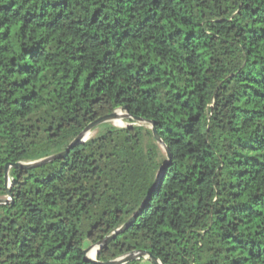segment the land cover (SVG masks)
Returning a JSON list of instances; mask_svg holds the SVG:
<instances>
[{"label":"trees","instance_id":"1","mask_svg":"<svg viewBox=\"0 0 264 264\" xmlns=\"http://www.w3.org/2000/svg\"><path fill=\"white\" fill-rule=\"evenodd\" d=\"M119 109L10 169L0 264H97L156 181L99 264H264V0H0L1 201Z\"/></svg>","mask_w":264,"mask_h":264},{"label":"water","instance_id":"2","mask_svg":"<svg viewBox=\"0 0 264 264\" xmlns=\"http://www.w3.org/2000/svg\"><path fill=\"white\" fill-rule=\"evenodd\" d=\"M119 110H122V109H119ZM122 111H125L126 114L125 115L123 114L122 116H120L118 114V110H116L113 113L108 114V115L103 116V117H100L96 121H94L93 123L89 124L84 129V131L69 145V147L65 151H63V152H61L59 154H56V155H53V156H50L48 158H44V159H41V160H38V161H35V162H29V163H22V162H20V163L14 164V165H7L6 166V186H7V192H8V196L9 197L5 201H1L0 200V204L1 203L7 204L12 199V196L10 194V188H11V186H10L9 177H8V174H9V171H10L11 168H16V169H34V168L40 167V166H42V165H44L46 163L52 162L54 160L65 158V157L68 156V154L70 153V151L72 149H74L75 147H77V146H79V145L84 144L85 142H87L92 137L91 136L90 138L87 139V136L89 134H91V133H94L99 126H101V125H103L105 123H112V124H114L116 121L126 120L127 119V120H133L135 122L141 123L142 125H146L147 124V122L145 120L141 119V118H134V117L130 116L129 115V112L126 109H124ZM114 125L117 126L116 124H114ZM118 127H120V126H118ZM151 129L153 131V135H154V138H155L156 142L164 150V152L166 153V155H167V157L169 159L168 149L164 145V143H163L160 135L157 133V131L154 128V125L152 123H151ZM165 169H166V166H163L160 169V172L158 174V177L161 175V173ZM156 183H157V181L155 182L152 190L149 192L148 196L146 197V199L144 200L142 206L136 212V214H134V216L120 230H118L111 237L105 239L103 242H100L98 244V247L99 248H98L97 253H96V258L98 256L100 250L103 248V246H105L108 242H110L111 239H112V237H115V236H117L119 234L124 233L131 226V224H133L136 221L137 217L142 213V211H143L146 203L148 202V200H149V198H150L153 190L156 188ZM88 252H89V250L85 252V259H86V261L87 262H93V263L99 264L96 258L92 259V258H90L88 256ZM145 255L146 254H144V253L128 255V256L123 257L121 259H118V260H115V261H111V262H107V263H101V264H125V263H127V262H129L131 260H134V259H136L138 257L140 258V257L145 256ZM147 256L155 264H160V262L158 260L152 258L151 255L148 254Z\"/></svg>","mask_w":264,"mask_h":264},{"label":"rangeland","instance_id":"3","mask_svg":"<svg viewBox=\"0 0 264 264\" xmlns=\"http://www.w3.org/2000/svg\"><path fill=\"white\" fill-rule=\"evenodd\" d=\"M118 114H122V115L124 114V115H125L126 112H125V111H122V110H118ZM127 121H128L127 119H126V120H120V122H122L121 125H117V124H116L117 121H116L114 124H116L117 126H120V127H126V126L129 125V123H127ZM137 123H138V122H137ZM139 124H141V123H139ZM146 126L150 127V126L147 125V124H146ZM95 133H96V131H95L94 133H92L91 136H93ZM91 136H90V137H91ZM90 137H89V138H90ZM163 151H164V150H163ZM98 248H99L98 245H95V246H92V247L88 248L87 251L89 250L88 253L92 252L93 250L96 251V252H95V255L93 256V257L95 258ZM92 249H93V250H92ZM94 258H92V259H94Z\"/></svg>","mask_w":264,"mask_h":264},{"label":"bare ground","instance_id":"4","mask_svg":"<svg viewBox=\"0 0 264 264\" xmlns=\"http://www.w3.org/2000/svg\"><path fill=\"white\" fill-rule=\"evenodd\" d=\"M119 115L122 116V114H119ZM116 124H117V125H121L122 122H120V120H119V121L116 122ZM91 134H92V133H91ZM91 134H89V135L87 136V139L91 136ZM92 250H93V249H92ZM95 252H96V251L93 250L92 252L88 253V256H89L90 258H94L93 256L95 255ZM95 257H96V256H95Z\"/></svg>","mask_w":264,"mask_h":264}]
</instances>
